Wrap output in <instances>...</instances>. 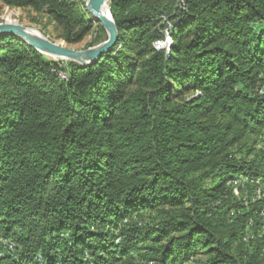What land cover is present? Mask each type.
I'll use <instances>...</instances> for the list:
<instances>
[{"label": "trees", "instance_id": "obj_1", "mask_svg": "<svg viewBox=\"0 0 264 264\" xmlns=\"http://www.w3.org/2000/svg\"><path fill=\"white\" fill-rule=\"evenodd\" d=\"M0 2L107 37L77 0ZM108 9L88 65L0 35V264H264V0Z\"/></svg>", "mask_w": 264, "mask_h": 264}, {"label": "water", "instance_id": "obj_2", "mask_svg": "<svg viewBox=\"0 0 264 264\" xmlns=\"http://www.w3.org/2000/svg\"><path fill=\"white\" fill-rule=\"evenodd\" d=\"M108 1L109 0H86L85 8L87 12L93 20L100 23L104 28L107 37L104 41L95 46L83 50H76L61 43H57L28 26L16 23L0 24V35H17L25 40L32 48L46 56L88 65L99 60L118 39V31L111 18L108 9ZM104 6H106L105 10Z\"/></svg>", "mask_w": 264, "mask_h": 264}, {"label": "rangeland", "instance_id": "obj_3", "mask_svg": "<svg viewBox=\"0 0 264 264\" xmlns=\"http://www.w3.org/2000/svg\"><path fill=\"white\" fill-rule=\"evenodd\" d=\"M77 2L81 6H84L85 8L86 0H77ZM87 17L92 18L89 14L87 15ZM2 23H16V24L28 26L38 31L41 35L57 43H61L65 46H68L76 50L85 49V46L96 36V33H97V28L93 27V29L87 34V36L81 42L73 44V45H66V43L62 39H59L57 37L54 25L47 23L46 19L41 13H36L30 9L3 6L0 2V24ZM47 57L54 61H68V60H64V59H60L56 57L55 58L50 57V56H47ZM236 178L238 179L231 181V183L236 184V183H240L244 181L241 175H237ZM251 237H252L251 233H248V235H245L243 239L251 238ZM203 258L204 256L202 255V253H197L195 254V257L193 259L194 261H191L190 264H193L195 261H198Z\"/></svg>", "mask_w": 264, "mask_h": 264}, {"label": "built area", "instance_id": "obj_4", "mask_svg": "<svg viewBox=\"0 0 264 264\" xmlns=\"http://www.w3.org/2000/svg\"><path fill=\"white\" fill-rule=\"evenodd\" d=\"M109 2V1H108ZM158 43V48H162V47H164L165 45H166V41L164 40V41H158L157 42ZM62 76H65L64 74H62ZM247 239V238H246Z\"/></svg>", "mask_w": 264, "mask_h": 264}, {"label": "bare ground", "instance_id": "obj_5", "mask_svg": "<svg viewBox=\"0 0 264 264\" xmlns=\"http://www.w3.org/2000/svg\"><path fill=\"white\" fill-rule=\"evenodd\" d=\"M105 8H106V6H104V10H105ZM65 76H63V78H64Z\"/></svg>", "mask_w": 264, "mask_h": 264}]
</instances>
